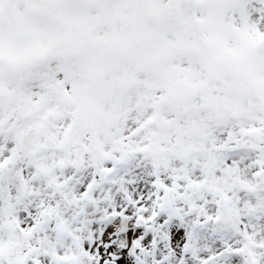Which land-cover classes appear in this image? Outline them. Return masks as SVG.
<instances>
[{
	"label": "snow or ice",
	"instance_id": "snow-or-ice-1",
	"mask_svg": "<svg viewBox=\"0 0 264 264\" xmlns=\"http://www.w3.org/2000/svg\"><path fill=\"white\" fill-rule=\"evenodd\" d=\"M0 264H264V0H0Z\"/></svg>",
	"mask_w": 264,
	"mask_h": 264
}]
</instances>
